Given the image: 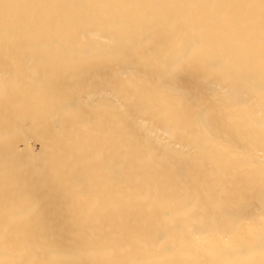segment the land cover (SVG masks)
Returning a JSON list of instances; mask_svg holds the SVG:
<instances>
[{"label":"bare ground","instance_id":"1","mask_svg":"<svg viewBox=\"0 0 264 264\" xmlns=\"http://www.w3.org/2000/svg\"><path fill=\"white\" fill-rule=\"evenodd\" d=\"M262 233L261 0H0V264H260Z\"/></svg>","mask_w":264,"mask_h":264},{"label":"snow or ice","instance_id":"2","mask_svg":"<svg viewBox=\"0 0 264 264\" xmlns=\"http://www.w3.org/2000/svg\"><path fill=\"white\" fill-rule=\"evenodd\" d=\"M261 2H262V4H264V0H261ZM238 243L240 244L241 251L243 254H247L250 251V249L245 246L243 238H241L238 241ZM260 246H261L262 254H264V233H262V235H261ZM260 264H264V260H262L260 262Z\"/></svg>","mask_w":264,"mask_h":264}]
</instances>
